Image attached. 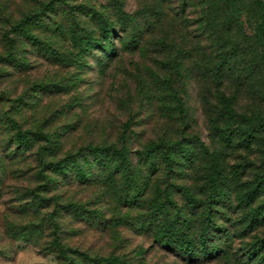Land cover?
<instances>
[{"label": "rangeland", "instance_id": "374dc122", "mask_svg": "<svg viewBox=\"0 0 264 264\" xmlns=\"http://www.w3.org/2000/svg\"><path fill=\"white\" fill-rule=\"evenodd\" d=\"M259 19L251 0H0V264H264ZM111 144L129 151L86 150Z\"/></svg>", "mask_w": 264, "mask_h": 264}, {"label": "trees", "instance_id": "16d2710c", "mask_svg": "<svg viewBox=\"0 0 264 264\" xmlns=\"http://www.w3.org/2000/svg\"><path fill=\"white\" fill-rule=\"evenodd\" d=\"M251 1L253 2L254 7L260 13V19H259V21L255 27L254 41L257 44V46L264 48V0H251ZM46 5H49V3ZM44 7H45V5H44ZM34 15H36V14L26 15L25 17H23L22 19L17 21L15 24H13L12 29L18 30V29L24 27L25 24L28 23L29 20H31ZM85 46L88 49L91 47L90 43H87ZM13 48H14L13 40L10 38H7L8 55L12 54ZM263 58H264V56H263ZM28 134L35 136L37 139H42L43 141L46 142L45 145H48V143L50 142V139L46 135L42 134L41 132H20V131H18L16 134L17 143L21 144V145H27L30 141V137L28 136ZM45 148H47V146H40L37 150V154L40 156V154H42V150H44ZM155 149H156L155 145H150L146 151L149 153H152ZM86 150H88L91 154L106 152L107 154H110L113 156L125 155L129 151V149L124 144H122L119 147L115 144L106 145V146H103L101 148H98L97 146L96 147L88 146L86 148ZM211 157H212L211 158L212 163H214V158H213L214 156L212 154H211ZM44 166H46L47 168H54V169H55V167H57L59 170L58 173H62V174L66 173V169H65L66 166L63 163L48 162L47 164H44ZM174 239H176V236H171L170 238H168L169 241H173ZM177 239H178V241L177 240L176 241H177L178 247L180 248L181 251H185L186 253H190L193 250V248H194L193 243H191L186 237L183 236V237H180ZM98 260L101 263H105V264H107L109 262H116L117 261L116 259H113V258H98Z\"/></svg>", "mask_w": 264, "mask_h": 264}]
</instances>
